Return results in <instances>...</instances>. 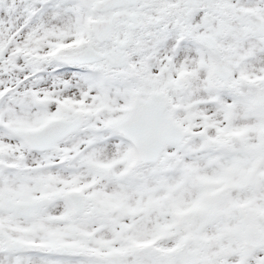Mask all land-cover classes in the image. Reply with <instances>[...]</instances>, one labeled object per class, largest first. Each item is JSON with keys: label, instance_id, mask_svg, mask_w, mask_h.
Listing matches in <instances>:
<instances>
[{"label": "snow or ice", "instance_id": "obj_1", "mask_svg": "<svg viewBox=\"0 0 264 264\" xmlns=\"http://www.w3.org/2000/svg\"><path fill=\"white\" fill-rule=\"evenodd\" d=\"M0 264H264V0H0Z\"/></svg>", "mask_w": 264, "mask_h": 264}]
</instances>
